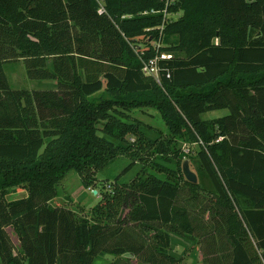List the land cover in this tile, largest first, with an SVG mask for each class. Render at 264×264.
Wrapping results in <instances>:
<instances>
[{
    "label": "trees",
    "instance_id": "obj_1",
    "mask_svg": "<svg viewBox=\"0 0 264 264\" xmlns=\"http://www.w3.org/2000/svg\"><path fill=\"white\" fill-rule=\"evenodd\" d=\"M7 49L51 86L13 88ZM151 58L156 78L141 70ZM134 108L155 111L163 136L151 138ZM214 110L224 112L202 117ZM181 142L197 146L209 206L180 171L190 161ZM118 155L129 162L91 222L48 204L67 171L95 189V172ZM17 187L26 196L7 201ZM214 212L229 244L219 264H264V0H0V264H127L123 253L174 264L170 234L194 238L198 216L214 225Z\"/></svg>",
    "mask_w": 264,
    "mask_h": 264
},
{
    "label": "rangeland",
    "instance_id": "obj_2",
    "mask_svg": "<svg viewBox=\"0 0 264 264\" xmlns=\"http://www.w3.org/2000/svg\"><path fill=\"white\" fill-rule=\"evenodd\" d=\"M179 12L180 11L166 12L163 15L165 16L164 18L166 20L174 19L178 16ZM146 39L148 40V37L145 38L144 41ZM150 44L154 49H156L157 45H159L160 43L159 40H157L155 42L151 41ZM137 48L142 51L143 44H141ZM6 54L8 55L7 58L10 59H8L9 61L4 64L3 72L9 84L13 88H24L26 90H43L51 86V84L47 80H40L38 77H36L37 75H34V73H30V75L29 73L27 74L25 62L23 61V59L18 57L11 58L14 52L10 54L9 49H7ZM170 54L171 53L161 52L160 55L170 56ZM217 111L220 113V110L209 111L204 113L202 117L208 119L219 116V113L217 114ZM127 113L130 117L138 120L139 122H141V124L144 125V130L151 138L156 136V134H161L163 136V134L165 133L164 124L155 111L153 112L152 110L146 108H134ZM186 146L189 149L187 154L190 155L188 168L195 174L196 182L198 183V185L203 188V191H201L203 197H199L198 203L201 204V202L203 201L207 204V206H209L210 199L208 196V192L210 191L211 186L205 175L198 169L196 160H194V152L196 151L197 146L194 144H186L185 142L179 143L181 151L182 148ZM128 162L129 158L124 155H118L110 162H108L104 167L97 170L94 174L95 189H91L93 186L85 187L80 182L78 175L73 170L67 171L65 175L56 183L55 196L48 201V204L51 206L68 208L72 210L77 217H81L91 222L90 208L98 201L99 193L110 188L109 185L113 181L114 177L120 173L122 168ZM139 164V162L135 163L126 173H124L119 178V181H124L132 177ZM92 190H95V193H93ZM187 195V187H183L178 199L183 200ZM24 196H26L25 188L17 187L15 189H8L5 199L7 201H13ZM197 214L198 213L194 211L193 215ZM213 219L214 225L210 224V220L207 219L206 213H201V215L198 216V223L196 226L198 229H202L199 232H194V234L196 235L194 236V238L187 237L185 235L184 238L180 239L176 235L170 234L169 253L174 257L179 258V261H176L174 264H202V259L206 260V264L211 263V260L213 261V264H219L221 262L228 261L229 244L224 236V225L223 222H221L222 217L219 213L214 212ZM5 232L7 233V236L9 237V240L13 246L12 253L20 251L16 234L17 232L10 227H6ZM203 232H205L206 236L202 237ZM141 233L146 238L145 241H148V239H150L152 235V231H145L144 233V230H141ZM116 258H121L119 260H124L127 262V264H145L144 262L136 259L135 256L128 253H123L119 256H116ZM153 260L154 264H169L164 259H160L159 255L155 256ZM97 262H105V259L101 257ZM120 263L122 264V261H120Z\"/></svg>",
    "mask_w": 264,
    "mask_h": 264
},
{
    "label": "built area",
    "instance_id": "obj_3",
    "mask_svg": "<svg viewBox=\"0 0 264 264\" xmlns=\"http://www.w3.org/2000/svg\"><path fill=\"white\" fill-rule=\"evenodd\" d=\"M100 0H98L99 2ZM97 12L98 13H102L103 12V8L102 6L99 5V7L97 8ZM142 72L146 75H151L153 77H157V68H156V61L155 58H151L149 59L146 63L143 64L142 68H141ZM189 151L188 147H183L182 148V152L187 154Z\"/></svg>",
    "mask_w": 264,
    "mask_h": 264
},
{
    "label": "water",
    "instance_id": "obj_4",
    "mask_svg": "<svg viewBox=\"0 0 264 264\" xmlns=\"http://www.w3.org/2000/svg\"><path fill=\"white\" fill-rule=\"evenodd\" d=\"M180 171L184 177V179L190 183H196L195 174L188 168V162L186 159H183L180 164ZM95 193V190H92Z\"/></svg>",
    "mask_w": 264,
    "mask_h": 264
},
{
    "label": "crops",
    "instance_id": "obj_5",
    "mask_svg": "<svg viewBox=\"0 0 264 264\" xmlns=\"http://www.w3.org/2000/svg\"><path fill=\"white\" fill-rule=\"evenodd\" d=\"M221 111H222V112H221ZM223 112H224V110H220V113L217 111V114L219 113V115H220V114H222ZM174 235H175V234H174ZM176 236L179 237L180 239H181V238H184V236H178V235H176Z\"/></svg>",
    "mask_w": 264,
    "mask_h": 264
}]
</instances>
